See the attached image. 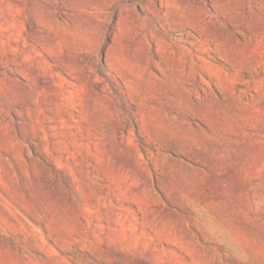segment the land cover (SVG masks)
<instances>
[{"label": "rangeland", "instance_id": "374dc122", "mask_svg": "<svg viewBox=\"0 0 264 264\" xmlns=\"http://www.w3.org/2000/svg\"><path fill=\"white\" fill-rule=\"evenodd\" d=\"M0 264H264V0H0Z\"/></svg>", "mask_w": 264, "mask_h": 264}]
</instances>
